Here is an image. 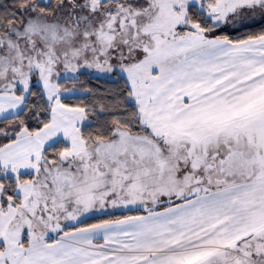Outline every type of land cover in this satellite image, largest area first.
<instances>
[{"label":"snow or ice","instance_id":"obj_1","mask_svg":"<svg viewBox=\"0 0 264 264\" xmlns=\"http://www.w3.org/2000/svg\"><path fill=\"white\" fill-rule=\"evenodd\" d=\"M0 264H264V0H0Z\"/></svg>","mask_w":264,"mask_h":264},{"label":"trees","instance_id":"obj_2","mask_svg":"<svg viewBox=\"0 0 264 264\" xmlns=\"http://www.w3.org/2000/svg\"><path fill=\"white\" fill-rule=\"evenodd\" d=\"M93 86H101L100 82H93Z\"/></svg>","mask_w":264,"mask_h":264}]
</instances>
